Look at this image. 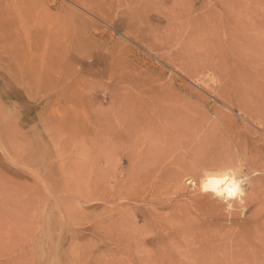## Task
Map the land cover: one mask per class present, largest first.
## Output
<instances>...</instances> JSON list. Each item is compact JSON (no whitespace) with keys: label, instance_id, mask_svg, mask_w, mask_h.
Here are the masks:
<instances>
[{"label":"rangeland","instance_id":"374dc122","mask_svg":"<svg viewBox=\"0 0 264 264\" xmlns=\"http://www.w3.org/2000/svg\"><path fill=\"white\" fill-rule=\"evenodd\" d=\"M259 39L264 0H0V264H198L170 211L214 200L202 124L264 138L217 90Z\"/></svg>","mask_w":264,"mask_h":264},{"label":"bare ground","instance_id":"6f19581e","mask_svg":"<svg viewBox=\"0 0 264 264\" xmlns=\"http://www.w3.org/2000/svg\"><path fill=\"white\" fill-rule=\"evenodd\" d=\"M244 43L247 42H243V45ZM259 43H262L260 39ZM239 48L241 47L237 46V49ZM241 49L234 53L238 83L218 88V94L229 98L230 93L233 99L241 103L242 112L249 118L250 123L264 133V52L256 53L255 57V54ZM206 122L193 134L194 141H197L194 142L197 150L205 149L206 154L202 152L201 157L204 159L206 155L208 158V162L205 161L206 164L201 169L202 180L199 182L196 198L205 199L204 201L210 198L214 200L207 202L206 215L198 216L190 212L188 209L191 204L188 203L182 209L176 207L170 212L185 225L183 229L186 231L181 232L187 240H200L198 249L191 252V255H195L200 261L196 263L264 264V138L259 133L254 138L239 137V132L233 131L224 120H218L217 124H209V120ZM251 174L258 176L249 178ZM216 181L219 183H215ZM245 185L250 188L249 193H246ZM233 187L236 191L229 196L228 191ZM93 197H97L96 192ZM195 201L192 199L189 203ZM141 217L144 222L148 219V216ZM164 239V242H167L169 238L161 235L155 238L158 244H164ZM138 247L143 252V256L137 259L138 264H164V246L165 250H159V245L154 248L149 246L146 240L140 239ZM161 250H164L162 254Z\"/></svg>","mask_w":264,"mask_h":264},{"label":"snow or ice","instance_id":"6c2138e0","mask_svg":"<svg viewBox=\"0 0 264 264\" xmlns=\"http://www.w3.org/2000/svg\"><path fill=\"white\" fill-rule=\"evenodd\" d=\"M215 183H219V181H216ZM235 191H236V189H235V187H233L231 190L228 191V195L232 196Z\"/></svg>","mask_w":264,"mask_h":264}]
</instances>
